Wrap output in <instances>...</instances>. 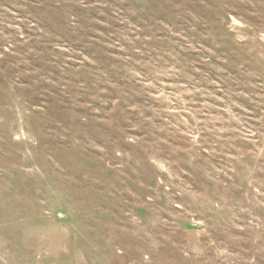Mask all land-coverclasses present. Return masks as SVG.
I'll return each instance as SVG.
<instances>
[{"label":"rangeland","instance_id":"374dc122","mask_svg":"<svg viewBox=\"0 0 264 264\" xmlns=\"http://www.w3.org/2000/svg\"><path fill=\"white\" fill-rule=\"evenodd\" d=\"M0 264H264V0H0Z\"/></svg>","mask_w":264,"mask_h":264}]
</instances>
